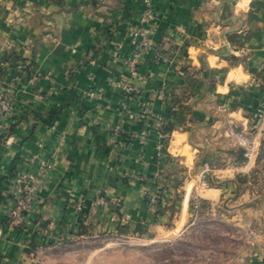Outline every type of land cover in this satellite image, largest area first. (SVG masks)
I'll return each mask as SVG.
<instances>
[{
  "label": "crops",
  "instance_id": "0c3cea01",
  "mask_svg": "<svg viewBox=\"0 0 264 264\" xmlns=\"http://www.w3.org/2000/svg\"><path fill=\"white\" fill-rule=\"evenodd\" d=\"M150 2L152 45L132 76L126 59L140 0H0V89L13 100L0 124V264H31L39 252L89 239L173 233L191 215L203 162L216 169L200 201L233 211L251 240L223 264H264V125L256 118L264 0ZM125 82L136 88L130 98ZM144 106L164 117L166 137L127 116ZM116 124L122 134L110 145ZM42 169L34 208L10 226L12 177ZM155 172L156 212L142 194L154 188ZM238 174L246 177L240 186ZM99 195L118 197L119 210L96 205Z\"/></svg>",
  "mask_w": 264,
  "mask_h": 264
},
{
  "label": "rangeland",
  "instance_id": "374dc122",
  "mask_svg": "<svg viewBox=\"0 0 264 264\" xmlns=\"http://www.w3.org/2000/svg\"><path fill=\"white\" fill-rule=\"evenodd\" d=\"M231 214L221 205L216 208L200 201L199 208H191L186 223L173 233L150 240L89 239L39 252L31 264H223L251 241L247 226Z\"/></svg>",
  "mask_w": 264,
  "mask_h": 264
},
{
  "label": "built area",
  "instance_id": "2783aa9c",
  "mask_svg": "<svg viewBox=\"0 0 264 264\" xmlns=\"http://www.w3.org/2000/svg\"><path fill=\"white\" fill-rule=\"evenodd\" d=\"M140 1L142 5L140 15L141 26L132 31L130 40L132 51L130 57L126 59L127 68L132 76L137 75V65L139 63V58L143 52L149 49L152 45L151 34L155 29L154 23H152V20L154 19V13L150 0ZM224 43L227 46L230 45L228 40H225ZM121 88L124 98H130L136 92L135 86L127 82L121 84ZM12 114L13 100L9 95L0 89V124H7ZM127 116L129 118L144 122L146 125L152 124L161 138L166 137V120L162 115L154 114L149 108L144 106L138 112L128 111ZM256 118L258 119L260 125H264V104H262L258 109ZM145 133L146 130L143 129L141 131V135H145ZM121 134L122 129L119 124L112 126L109 130V144L112 145L115 143ZM130 136L134 137L135 134H130ZM252 146V143H250L246 146L243 152V156L247 160L251 158ZM44 169H42L39 173L18 172L12 177V189L7 194V207L5 213V220L10 226H21L27 214L34 208L35 198L39 189L44 183ZM215 169L216 166L214 164L203 162L199 172V178L193 186V194L191 195L192 198L189 203L192 210L196 211L199 208L200 199L198 192L202 188L210 186V181L207 179V176ZM153 176L155 184L154 188H143L142 194L147 206L156 212L160 206L161 198L160 185H158L160 174L155 172ZM95 204L105 208H110L111 212L115 214L120 208L121 201L118 197L108 198L105 195H99L95 199Z\"/></svg>",
  "mask_w": 264,
  "mask_h": 264
},
{
  "label": "trees",
  "instance_id": "16d2710c",
  "mask_svg": "<svg viewBox=\"0 0 264 264\" xmlns=\"http://www.w3.org/2000/svg\"><path fill=\"white\" fill-rule=\"evenodd\" d=\"M231 38H232V36H231ZM233 38H234V37H233ZM165 130H166V131H169V130H170V127H165ZM235 180H236L237 184L240 186V185H242L243 183H245V181H246V177H245V176H242V175H240V174H238V175L235 176ZM201 203H204V201H201Z\"/></svg>",
  "mask_w": 264,
  "mask_h": 264
}]
</instances>
